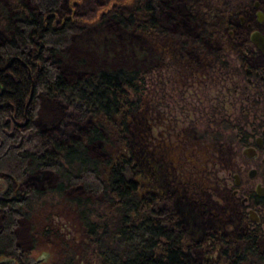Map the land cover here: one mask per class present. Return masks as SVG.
I'll list each match as a JSON object with an SVG mask.
<instances>
[{
	"label": "trees",
	"instance_id": "1",
	"mask_svg": "<svg viewBox=\"0 0 264 264\" xmlns=\"http://www.w3.org/2000/svg\"><path fill=\"white\" fill-rule=\"evenodd\" d=\"M185 2L133 0L125 9L114 7L105 14L125 31L141 34L148 50L154 34L173 37L182 50L190 45L216 53L219 46L209 41L205 25H199L196 32L170 28L172 23L177 28L196 23ZM61 9V0H0L4 36L0 41V102L13 104L18 122L10 117L9 106L0 107V177L5 186L0 195V256H15L27 264L25 254L32 246L25 251L18 247L14 228L18 219L27 218L35 205L61 197L75 207L84 236L79 254L87 264H215L210 257L217 248L216 253L229 264H264V228L247 226L237 204L238 228L232 235L206 226L205 210L203 218L197 219L198 211L182 203L172 188L159 183L148 164H139L134 156L131 119L143 110L148 75L156 61L150 57L149 63L87 66L83 59H75L83 73H65L62 63L72 60L66 46L80 27L72 16L58 15ZM146 52L136 50L137 55ZM151 56L160 57L154 48ZM29 92L24 121L22 110ZM44 97L59 100L68 109L65 115L70 119L59 131L34 120L37 103ZM223 105L200 106L198 112L205 120L201 129L194 126L198 115L188 119L195 138L220 139L225 129L238 126L213 115ZM178 107L185 118L189 109L193 111ZM259 107L263 109L264 104L252 106ZM112 132L125 146L117 159H112L106 147ZM43 170L53 173L50 184L17 187L16 181ZM217 173L212 169L218 181L226 180ZM191 225V230L204 232L190 234ZM69 252L59 264H73V252Z\"/></svg>",
	"mask_w": 264,
	"mask_h": 264
},
{
	"label": "rangeland",
	"instance_id": "2",
	"mask_svg": "<svg viewBox=\"0 0 264 264\" xmlns=\"http://www.w3.org/2000/svg\"><path fill=\"white\" fill-rule=\"evenodd\" d=\"M1 1L6 2V0ZM132 1L61 0L62 9L58 15L72 16L80 27L72 34L66 46L72 60L63 62L61 67L65 73L72 75L83 73L81 65L75 59H83V63L87 66L105 65L106 63H149L150 57L151 62L156 61L157 63L154 62L156 68L148 75L146 92L143 97L145 101L143 110L131 119L130 145L134 156L139 164H148L159 183L165 188H172L173 194H177L182 203L198 211L196 212L197 219L203 218L202 213L205 210L204 213L207 215L204 216V223L206 226L218 227L227 235H232L238 228L236 219H234V207L238 200L231 197L225 181L220 182L216 176L212 175V169L215 168L219 177L224 176L226 179L227 171L234 166L233 163H229V157L231 161L235 157L239 162L242 161L241 156L233 152L229 156L227 152L231 142L230 135L233 136L235 127L231 130L225 129V134L220 139H197L190 131L192 128H188L184 114L178 107L181 105L188 106V109L193 108L190 113L194 117L198 115L194 126L201 129L205 120L200 116L198 109L202 104H198L194 96L201 91L200 86L203 84L199 83L202 79H212L209 66L205 63L209 57H203V55L195 57L191 54L195 48L190 45L183 50L180 49L181 43L172 36V38L157 37L151 34L150 41L153 47L150 46L148 50V44L141 34L125 31L107 18L105 11L114 7L125 9ZM210 2L203 3L207 14L201 17L200 27L205 25L209 32H214L213 40H218L222 47L228 48V59L234 64L238 52L232 48L228 40L227 19L228 13L231 14L232 10L216 1ZM190 4L193 8L195 7L192 2ZM237 20L238 18L231 21L234 28H237ZM198 26V23L189 22L182 28H177L175 23H172L170 28L176 31L196 32ZM3 37L0 30V41ZM153 48L160 55L159 59L151 56ZM140 49L149 51L151 55L148 54L149 52L137 55L136 50ZM204 65H206L205 69ZM207 88L209 87L205 89ZM238 101L234 104L237 105ZM37 105L34 120L39 126L59 131V127H63L70 119L65 115V112L68 113L66 105L59 100L44 97L38 101ZM226 105L229 107V103L226 102ZM231 116L234 115L231 114ZM227 120H232V118ZM106 147L112 159H117L121 153L125 152V146L113 132ZM98 153H101L100 149ZM104 170L107 172V166H104ZM52 176L51 171L43 170L30 177L25 176L15 183L18 188L33 185L44 186L51 183ZM228 179L231 180V177ZM4 187L0 177V195ZM144 190L143 187L141 192ZM74 208L63 198L54 197L45 204L35 205L34 209L28 210L27 218L18 219L14 227L18 247L25 251L32 246L25 254V261L28 264L33 262L35 264H59L65 261L64 259L71 254L69 252L71 250L73 264H87V260L82 259L79 254L84 236ZM192 227V225L188 227L190 234L197 235L204 232L203 229L201 231L194 230V228L191 230ZM261 228H264V222ZM216 250L210 257L211 261L215 264H229L226 259L216 253Z\"/></svg>",
	"mask_w": 264,
	"mask_h": 264
},
{
	"label": "flooded vegetation",
	"instance_id": "3",
	"mask_svg": "<svg viewBox=\"0 0 264 264\" xmlns=\"http://www.w3.org/2000/svg\"><path fill=\"white\" fill-rule=\"evenodd\" d=\"M186 1L185 5L196 16L195 22L201 25V17H205L207 14L203 3L213 2L214 0ZM190 2L195 5L194 8ZM218 4H222L223 7L226 6L232 10V13H228L227 16L229 27L228 40L232 48L238 52L236 63L233 64L229 61L228 48L222 47L218 40L214 41V32H209V41L214 44L217 43L219 46L216 53L213 50L204 51L195 48L191 54L195 57H199L200 55L209 57L205 63L209 66L212 79H202L199 83L200 85L203 84V86H200L201 91L197 92L194 97L198 104H202L201 106L207 103L212 105L224 104L223 108L218 107L215 109L213 115L217 116V118H232V123L238 125L235 126V132L230 139L231 142L227 152L229 156H231V152L241 156L242 161L239 162L237 157L231 161L229 157V163H233L232 165L235 168L232 166L231 170L227 171L225 186L230 191L231 197L238 200L236 204L247 218L246 225L254 227L258 224L261 227L264 222V196L256 194L255 187L257 183L264 185V108L256 109L252 108V106L264 104V50H261L251 40L250 36L254 31L264 36V0H219ZM236 18H238L237 28H234L231 21ZM209 25L211 27V24ZM206 65L203 66L204 69ZM222 70L229 71L227 75H223L220 73ZM206 87L209 88L206 90ZM231 96L237 98H231ZM227 97L228 99H226ZM29 99L30 92L28 99L24 103L25 107L22 110L24 121L28 118ZM236 101H238L237 105L234 104ZM226 102L229 103V107L225 105ZM3 105L9 106L10 117L18 123L15 117H13L15 109L13 104L9 101L0 102V107ZM185 110L188 111L186 108ZM190 112H192L191 109ZM186 114L188 113L186 112ZM231 114L234 116H231ZM242 116L246 119L240 121L239 117ZM192 118L193 114L191 113L185 118L186 124L190 129L192 127L188 119ZM243 148H247V153L242 152ZM230 177L231 180L228 179ZM249 209L255 211L253 217L256 216L258 218L257 221L249 217ZM3 258H9L15 264H21L15 256H0V260Z\"/></svg>",
	"mask_w": 264,
	"mask_h": 264
},
{
	"label": "water",
	"instance_id": "4",
	"mask_svg": "<svg viewBox=\"0 0 264 264\" xmlns=\"http://www.w3.org/2000/svg\"><path fill=\"white\" fill-rule=\"evenodd\" d=\"M251 40H253L257 46L261 49L264 50V36L259 35L256 31L252 32L251 36H250ZM247 148H243L242 152L247 153ZM255 193L261 196H264V185H261L259 183H257L256 187H255ZM249 217L252 218L254 221H257L258 218L254 216L255 211L253 209H249ZM38 261V260H37ZM15 264L13 262L12 259L9 258H3L0 260V264ZM32 264H35V262H33Z\"/></svg>",
	"mask_w": 264,
	"mask_h": 264
}]
</instances>
